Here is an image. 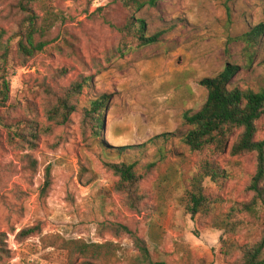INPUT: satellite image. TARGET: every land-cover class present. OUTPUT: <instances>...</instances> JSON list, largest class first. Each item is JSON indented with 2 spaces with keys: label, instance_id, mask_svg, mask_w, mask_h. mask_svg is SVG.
Returning <instances> with one entry per match:
<instances>
[{
  "label": "rangeland",
  "instance_id": "rangeland-1",
  "mask_svg": "<svg viewBox=\"0 0 264 264\" xmlns=\"http://www.w3.org/2000/svg\"><path fill=\"white\" fill-rule=\"evenodd\" d=\"M29 17L43 30L37 42L47 43L32 57L20 50ZM130 19L143 20L155 43L121 32ZM258 25L264 0H162L141 8L122 0H0V88L10 84L0 104V234L10 255L0 264H138L135 237L147 242L155 264H237L239 254H223L225 242L260 241L264 212L239 215L235 230L213 223L253 198L256 153L233 155L240 132L222 154L192 152L183 116L202 109V81L228 64L238 67L234 88L264 89V35L256 44L245 40ZM83 79L88 86L64 113L59 99ZM103 96L97 135L85 115ZM257 130L255 140L264 141V116ZM206 164L219 171L203 184L216 209L192 215L178 200ZM116 165L133 167L134 199L119 188ZM31 227L39 234L19 238ZM76 241L104 248L99 255L65 248Z\"/></svg>",
  "mask_w": 264,
  "mask_h": 264
},
{
  "label": "trees",
  "instance_id": "trees-1",
  "mask_svg": "<svg viewBox=\"0 0 264 264\" xmlns=\"http://www.w3.org/2000/svg\"><path fill=\"white\" fill-rule=\"evenodd\" d=\"M162 0H122L127 8H141L146 5L155 7ZM52 20L53 14H48ZM29 28L25 34L26 40L20 44L22 56L32 57L38 52H42L47 46L45 42H37L36 35L42 32V27H37L34 18L29 17ZM138 40L141 45L154 44L155 38H146V27L143 20L130 19L127 24L120 29ZM264 35V25H258L252 33H249L245 40L247 43L256 44ZM238 74V67L228 64L225 69L214 78H207L202 84L208 89V99L202 109L196 113L186 112L183 116L184 124L189 127L185 136V142L192 152H202L208 148H214L216 152L224 153L231 146V139L240 132L238 140L232 145L233 155H242L255 152L257 156V172L250 184V191L254 194L251 201L233 207L226 218H216L213 225L216 228L230 230L236 229L241 223L237 220L241 214H247L257 219L261 211L264 212V141L255 140L257 122L264 116V89L256 92L251 89L241 90L233 87V79ZM89 79L75 82L71 85L64 97L59 99V109L69 114L73 107L69 103L75 96L81 94V90L88 86ZM0 104H6L9 100L10 84L3 81L0 88ZM108 103L106 96L92 102L89 110H86L85 117L94 122V130L100 135L105 121L102 112ZM57 111L56 109L54 110ZM17 137L21 135L16 134ZM121 177L119 188L127 190V194L134 199L137 196L138 177L133 171V167H114ZM45 184L46 190L51 185L50 170ZM207 178L217 180L219 171L211 165L206 164L199 172L189 180L185 186L184 194L179 197V204L186 208L187 213L192 215H211L216 209V202L209 198L204 189V181ZM136 205L133 206L134 209ZM121 231L129 233L128 228L120 226ZM39 227L26 228L19 233V238L27 239L39 234ZM260 241L253 245L242 246L234 240L225 242L223 254L226 257L239 254L237 264H264V231L261 233ZM7 235L0 234V261L10 255L7 243ZM135 242L140 252L138 264H155L153 262L150 249L145 240L136 238ZM74 246L81 254L87 255L89 252L99 255L102 245H87L79 242H65V248Z\"/></svg>",
  "mask_w": 264,
  "mask_h": 264
}]
</instances>
